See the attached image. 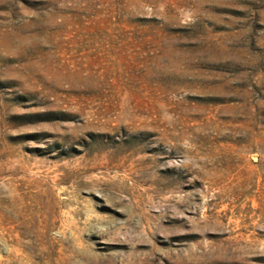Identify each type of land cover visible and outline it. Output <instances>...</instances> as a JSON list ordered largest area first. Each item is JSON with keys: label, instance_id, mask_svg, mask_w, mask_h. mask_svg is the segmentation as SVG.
Returning <instances> with one entry per match:
<instances>
[{"label": "rangeland", "instance_id": "1", "mask_svg": "<svg viewBox=\"0 0 264 264\" xmlns=\"http://www.w3.org/2000/svg\"><path fill=\"white\" fill-rule=\"evenodd\" d=\"M0 264H264V0H0Z\"/></svg>", "mask_w": 264, "mask_h": 264}]
</instances>
